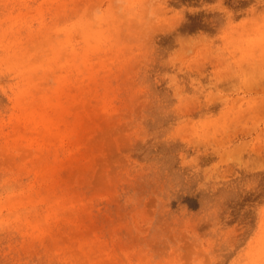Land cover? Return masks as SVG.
<instances>
[{
	"label": "rangeland",
	"instance_id": "1",
	"mask_svg": "<svg viewBox=\"0 0 264 264\" xmlns=\"http://www.w3.org/2000/svg\"><path fill=\"white\" fill-rule=\"evenodd\" d=\"M0 264H264V0H0Z\"/></svg>",
	"mask_w": 264,
	"mask_h": 264
}]
</instances>
